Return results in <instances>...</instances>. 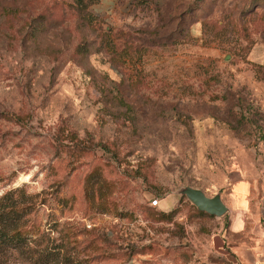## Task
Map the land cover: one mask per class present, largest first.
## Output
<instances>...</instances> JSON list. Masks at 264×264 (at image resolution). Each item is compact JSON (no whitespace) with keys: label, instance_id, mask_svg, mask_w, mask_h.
<instances>
[{"label":"rangeland","instance_id":"1","mask_svg":"<svg viewBox=\"0 0 264 264\" xmlns=\"http://www.w3.org/2000/svg\"><path fill=\"white\" fill-rule=\"evenodd\" d=\"M79 1L0 0V264H264V0Z\"/></svg>","mask_w":264,"mask_h":264},{"label":"trees","instance_id":"2","mask_svg":"<svg viewBox=\"0 0 264 264\" xmlns=\"http://www.w3.org/2000/svg\"><path fill=\"white\" fill-rule=\"evenodd\" d=\"M79 4H82L81 0ZM20 201L9 199L8 202L0 200V249L7 242L20 241L24 237L25 223L22 221L24 212L18 208ZM206 214L205 212H199ZM46 264H51L50 261Z\"/></svg>","mask_w":264,"mask_h":264},{"label":"water","instance_id":"3","mask_svg":"<svg viewBox=\"0 0 264 264\" xmlns=\"http://www.w3.org/2000/svg\"><path fill=\"white\" fill-rule=\"evenodd\" d=\"M179 193L187 198L200 210L210 215L221 217L228 211V206L223 201L220 193L208 196L204 190L191 186L183 187Z\"/></svg>","mask_w":264,"mask_h":264},{"label":"built area","instance_id":"4","mask_svg":"<svg viewBox=\"0 0 264 264\" xmlns=\"http://www.w3.org/2000/svg\"><path fill=\"white\" fill-rule=\"evenodd\" d=\"M158 202H159V201H158L157 199L154 200V204H155V205H157Z\"/></svg>","mask_w":264,"mask_h":264},{"label":"crops","instance_id":"5","mask_svg":"<svg viewBox=\"0 0 264 264\" xmlns=\"http://www.w3.org/2000/svg\"><path fill=\"white\" fill-rule=\"evenodd\" d=\"M239 230V228L237 227V231Z\"/></svg>","mask_w":264,"mask_h":264}]
</instances>
